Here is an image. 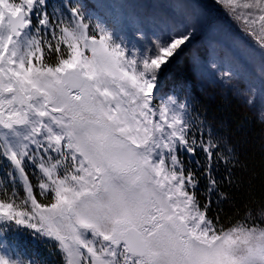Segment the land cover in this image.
<instances>
[{
	"label": "snow or ice",
	"instance_id": "6c2138e0",
	"mask_svg": "<svg viewBox=\"0 0 264 264\" xmlns=\"http://www.w3.org/2000/svg\"><path fill=\"white\" fill-rule=\"evenodd\" d=\"M186 54L264 122V0H0V264H48L17 232L60 264H264V205L211 214L235 150L163 91Z\"/></svg>",
	"mask_w": 264,
	"mask_h": 264
},
{
	"label": "trees",
	"instance_id": "16d2710c",
	"mask_svg": "<svg viewBox=\"0 0 264 264\" xmlns=\"http://www.w3.org/2000/svg\"><path fill=\"white\" fill-rule=\"evenodd\" d=\"M207 38L197 36L191 45V55H205ZM187 55L176 65L164 82L163 91H168L173 80L187 81L188 87L178 90L181 97L189 96L193 109L211 126L213 133L223 138L236 152L239 166L234 169L235 178L241 182L239 188L225 186L222 191L229 192L231 199L221 203L219 209L213 208L212 215L219 212L222 221L233 216L245 204L252 207L264 205V122L261 120L262 109L256 105L248 106L232 90L220 84H212L201 76L198 69H193ZM7 162L0 159V176L5 171ZM29 179L35 184L32 175L34 169H27ZM225 170L221 163L217 177ZM201 189L204 184L201 183ZM21 194L22 189H20ZM39 198V197H38ZM201 200L204 197H200ZM41 202L45 203L44 200ZM26 251L29 255L37 254L48 261V264H60V254L54 245L34 238L29 232L9 233L8 238Z\"/></svg>",
	"mask_w": 264,
	"mask_h": 264
},
{
	"label": "rangeland",
	"instance_id": "374dc122",
	"mask_svg": "<svg viewBox=\"0 0 264 264\" xmlns=\"http://www.w3.org/2000/svg\"><path fill=\"white\" fill-rule=\"evenodd\" d=\"M197 36H200V37L205 36V37L207 38L206 34H204V33L198 34ZM195 41H196V39L193 41V43H194ZM193 43H192V44H193ZM254 105H256L257 107L261 108V105H260L259 101H257ZM26 171H27V169H26ZM44 202L47 203L48 201H45V200H44Z\"/></svg>",
	"mask_w": 264,
	"mask_h": 264
}]
</instances>
